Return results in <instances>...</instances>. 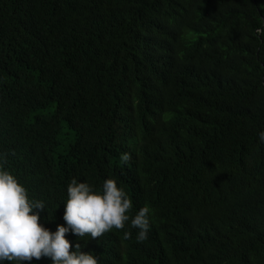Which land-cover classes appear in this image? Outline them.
I'll list each match as a JSON object with an SVG mask.
<instances>
[{
  "label": "trees",
  "instance_id": "obj_1",
  "mask_svg": "<svg viewBox=\"0 0 264 264\" xmlns=\"http://www.w3.org/2000/svg\"><path fill=\"white\" fill-rule=\"evenodd\" d=\"M258 28L264 0H0V162L38 222L112 178L150 229L66 234L99 264H264Z\"/></svg>",
  "mask_w": 264,
  "mask_h": 264
},
{
  "label": "clouds",
  "instance_id": "obj_2",
  "mask_svg": "<svg viewBox=\"0 0 264 264\" xmlns=\"http://www.w3.org/2000/svg\"><path fill=\"white\" fill-rule=\"evenodd\" d=\"M257 33L264 34V28H258ZM258 140L264 143V130L259 131ZM129 159L128 153L120 157L122 163ZM66 193L65 224L52 231L38 222L40 213L46 210L45 202L30 198L26 187L0 162V264L5 260L23 264L33 258H42L43 264H99L94 252L82 251L79 243L70 244L66 238L69 232L91 239L113 228L124 229L130 222V227L137 230L138 243L148 239L150 208L141 207L130 216L132 201L116 180L107 178L96 187L72 178ZM130 238L131 233L125 231L124 239Z\"/></svg>",
  "mask_w": 264,
  "mask_h": 264
}]
</instances>
